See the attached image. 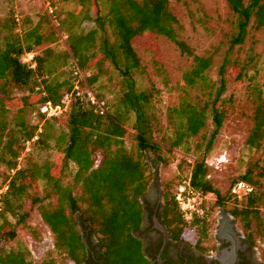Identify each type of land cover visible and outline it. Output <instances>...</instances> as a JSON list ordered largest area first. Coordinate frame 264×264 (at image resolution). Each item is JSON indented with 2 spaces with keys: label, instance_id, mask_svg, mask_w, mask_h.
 <instances>
[{
  "label": "trees",
  "instance_id": "obj_1",
  "mask_svg": "<svg viewBox=\"0 0 264 264\" xmlns=\"http://www.w3.org/2000/svg\"><path fill=\"white\" fill-rule=\"evenodd\" d=\"M48 1L54 8L51 17L61 26L65 23V16L57 4L71 0ZM72 1L93 6L90 18L93 27L88 32L81 29L66 34L71 67L68 78L62 82L54 80L58 74L46 71L43 55L36 56L35 68L22 61L29 52L42 50L45 53L49 46L48 35L41 34L37 25L17 35L13 31L17 15H10L7 19L9 34L0 50V167L5 166L8 173L2 183L7 190L0 196V243L16 238L17 228L28 217L25 207L29 202L30 205L39 204L40 217L53 235V251L70 264L86 261L93 239L96 241L94 247L102 251L101 264H152L136 232L142 222L143 196L150 185V165L145 153L149 150L157 155L160 151V145L151 139V121L156 117L152 118L149 113L154 110L156 89L152 85L148 91L136 89L135 76L143 73L144 67L134 45H143L145 41L151 43V37L163 36L171 40L181 54L192 57L194 65L183 73L182 80L188 87L200 83L208 89V100H191L181 92L179 104L168 107L167 122L175 126L168 146L189 153V141L194 140L202 127L211 124L212 131L206 144L208 149L226 118V112L219 109L218 103L226 88L225 68L230 53L235 46L244 44L252 21L255 27L264 25V0H226L236 18V33L228 41L226 55L218 69L217 83H209L206 77L211 66L210 58L193 55L191 49L178 39L175 29L178 21L169 9V0ZM105 28L109 33L107 38ZM253 60L251 50L248 62ZM103 61L107 62V72L113 71L122 77L113 100L95 93L105 101L107 115H97L85 97L76 94L71 96L64 115L46 118L40 113L43 103L59 104L65 94L72 92L76 66L88 75L85 81L92 89L100 73L93 75L92 66L100 71ZM153 63L157 64V61L153 59ZM240 68L245 73V65ZM257 77L248 78V88L256 106L245 147L260 154L248 164L241 179H236L250 183L255 190L238 198L231 194L234 180L230 197L241 204L226 211L239 223L253 245L256 235L264 239L261 216L264 210V83L258 84ZM10 87L23 93L19 97L21 105L11 122L6 107L16 97L9 95ZM30 112L38 117L36 124H29L27 115ZM130 119H133L136 144L127 149L123 137ZM56 127H62L57 137L63 145L60 161L40 163L33 160L35 151L49 149L50 132ZM196 147L198 150L201 144ZM160 159L157 155V160ZM209 171L203 159L195 160L185 186L189 196L195 198L203 209V215L186 221L175 196H165L161 204L160 217L164 226L173 232L175 238H182L184 231L191 229L195 234L194 243L200 248H207L212 242L213 210L224 209L229 200L212 186ZM38 182L42 183L41 197L31 194ZM207 194L215 196L210 208L199 201ZM0 264L33 263L28 250H6L0 246ZM40 264H52V259Z\"/></svg>",
  "mask_w": 264,
  "mask_h": 264
},
{
  "label": "rangeland",
  "instance_id": "obj_2",
  "mask_svg": "<svg viewBox=\"0 0 264 264\" xmlns=\"http://www.w3.org/2000/svg\"><path fill=\"white\" fill-rule=\"evenodd\" d=\"M58 10L65 16V23L61 26L46 14L45 4L32 0H0V50L3 49L4 41L8 37L7 19L10 15H17L14 32L21 35L24 30L37 25L40 33L48 35L49 46L45 53L39 50L40 56H44L45 68L49 73L58 74L54 80L62 82L68 78L71 62L68 57V47L65 42L66 34H73L83 29L88 32L92 29L91 16L94 8L88 4L70 1L57 4ZM169 9L176 17L178 24L175 25L177 37L183 41L192 51L193 55L208 57L211 66L206 71L209 83H217L219 80L218 69L226 55L229 46L228 41L236 33V18L230 10L226 0H169ZM70 14V18H67ZM253 22V21H252ZM250 23L248 36L241 46H235L230 53L226 64L225 80L226 88L218 103L220 110L226 112V118L219 134L206 149L212 126L207 124L202 127L194 140L189 141V153L181 148L169 149L174 125L167 122L168 107L179 104L181 92L188 99H199L202 102L208 100V89H204L200 83L188 87L182 80L183 73L190 70L194 63L191 56L181 54L175 44L163 36L151 37V43L134 45L143 73L135 76L136 89L138 91L150 90L151 85L156 89L153 94L154 110L149 111L152 118V141L160 145L157 155L147 150L145 155L149 163V190L154 191L153 198L157 200L160 194L161 204L165 196H175L178 188L188 185L190 173L195 160L203 159L209 167V176L212 186L229 200L223 209L213 210V229L220 210H230L234 206H240V202L230 197V186L236 179H241L248 164L259 156L260 153L249 151L245 147V140L253 126V113L256 103L248 88V78L257 77V83H264V25L255 27ZM104 35H109L105 28ZM142 39H146L142 38ZM251 50L254 60L249 61ZM46 54V55H45ZM153 59L157 64L153 63ZM240 65H245V73ZM100 71L92 66V74L98 78L92 89L106 100L116 98L118 83L121 76L113 71L107 72V62H101ZM87 75V74H86ZM88 76V75H87ZM258 91L259 89H255ZM2 94V93H1ZM0 94V95H1ZM22 91L14 87L9 88V95L16 97L9 101L7 117L9 122L14 118L16 109L21 105L19 97ZM29 124H36L38 117L33 112L27 115ZM133 119L126 124V132L123 137L124 146L127 149L135 147V131L132 128ZM62 127H56L50 134L48 150H37L32 159L40 163L44 161L59 162L62 157L63 145L57 140ZM201 144L197 150L196 145ZM8 173L5 166L0 167V187ZM79 191V189H76ZM31 194L37 197L43 195L42 183L38 182ZM158 196V197H157ZM199 201L204 207L210 208L215 202L213 194H207ZM145 204L144 199L142 200ZM39 204L25 207L28 212L24 224L17 228L16 238L8 243H0L6 250L26 249L30 254L33 264L52 259V264H70L63 257L53 251V235L42 221ZM264 224V210L261 211ZM13 222L12 219H9ZM216 220V221H215ZM236 222V229L245 232ZM2 224L0 220V225ZM183 238L187 242L194 243L195 234L191 229H186ZM254 247L264 259V239L254 237Z\"/></svg>",
  "mask_w": 264,
  "mask_h": 264
},
{
  "label": "flooded vegetation",
  "instance_id": "obj_3",
  "mask_svg": "<svg viewBox=\"0 0 264 264\" xmlns=\"http://www.w3.org/2000/svg\"><path fill=\"white\" fill-rule=\"evenodd\" d=\"M153 193V189H148L143 196L145 204L142 222L136 232L143 251L152 264H157L158 257L162 264H264L261 254L250 240L236 229L235 220L226 211L224 213L230 218L229 224L221 214L218 215L212 232L213 239L207 248H200L183 237L175 238L173 232L163 224L160 217L161 203L159 198H153ZM156 223L165 229L166 241ZM95 244L93 239L87 250L86 261L82 264L102 263V251L99 247H94Z\"/></svg>",
  "mask_w": 264,
  "mask_h": 264
},
{
  "label": "built area",
  "instance_id": "obj_4",
  "mask_svg": "<svg viewBox=\"0 0 264 264\" xmlns=\"http://www.w3.org/2000/svg\"><path fill=\"white\" fill-rule=\"evenodd\" d=\"M45 4L46 14L52 16L54 8L50 5L48 0H33ZM39 55V52H29L25 54L22 61L28 63L31 68L36 67L35 58ZM73 75L76 77L73 83L72 92L65 94L61 99L59 104H53L50 101L43 103L40 106V113L43 114L46 118H55L64 115L70 104V99L73 94L83 95L88 102V104L93 108L94 112L99 116H105L108 113L107 105L104 100H101L97 97L95 92L89 88L86 83L87 75L81 72L77 66L73 70ZM7 190V186L3 185L0 187V196ZM255 190V187L250 183H247L243 180H236L231 187V194L241 198L244 195H248ZM175 201L180 212L183 214L186 221L192 220L194 216L203 215V209L199 207L195 198L189 196V191L185 187L178 188L175 194Z\"/></svg>",
  "mask_w": 264,
  "mask_h": 264
},
{
  "label": "water",
  "instance_id": "obj_5",
  "mask_svg": "<svg viewBox=\"0 0 264 264\" xmlns=\"http://www.w3.org/2000/svg\"><path fill=\"white\" fill-rule=\"evenodd\" d=\"M159 202H161V200H160V194H159ZM220 214L227 221V224H229L230 218L224 213V210H220ZM156 227L159 230H161V232H163V234L165 235V241H166V231H165V229L162 226H160L158 223H156ZM234 255H235V253H234ZM157 264H162L161 263V260H160V257H158V259H157Z\"/></svg>",
  "mask_w": 264,
  "mask_h": 264
}]
</instances>
